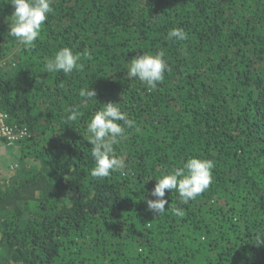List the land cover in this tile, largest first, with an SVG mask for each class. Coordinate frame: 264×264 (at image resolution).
I'll use <instances>...</instances> for the list:
<instances>
[{
    "label": "trees",
    "instance_id": "16d2710c",
    "mask_svg": "<svg viewBox=\"0 0 264 264\" xmlns=\"http://www.w3.org/2000/svg\"><path fill=\"white\" fill-rule=\"evenodd\" d=\"M52 7L42 38L17 52L14 8L0 0V110L27 130L1 161L18 165L2 173L0 264H264L253 241L264 232V0ZM173 28L188 39H167ZM63 47L91 53L83 71L43 72ZM160 49L171 71L156 89L128 78L133 57ZM88 86L96 99L67 121ZM106 102L136 123L114 145L126 173L97 179L83 135ZM191 156L215 162L213 182L188 204L166 190L165 207L186 214L156 216L146 201L157 178Z\"/></svg>",
    "mask_w": 264,
    "mask_h": 264
},
{
    "label": "clouds",
    "instance_id": "9594fccd",
    "mask_svg": "<svg viewBox=\"0 0 264 264\" xmlns=\"http://www.w3.org/2000/svg\"><path fill=\"white\" fill-rule=\"evenodd\" d=\"M13 6L11 14L10 34L17 40V52L31 50L35 41L42 38L43 25L49 14L54 11V0H8ZM167 39L184 41L188 33L181 28L170 29ZM84 58L91 59V53L74 52L70 47H63L56 51L52 57L47 58L43 65V72L72 74L74 71H83ZM165 50L160 49L154 54L143 52L131 59L127 69L128 78H135L150 89H156L165 79L166 72H170ZM80 103L67 109L70 115L67 121H77L82 115V109L89 106V101L97 97L95 89L82 88L79 92ZM135 121L121 109L119 103L106 102L103 107L95 111L87 123L85 140L91 143V157L94 166L91 176L97 179L110 177L113 173L125 174L127 165L123 156L116 154L114 145L127 140V129L135 126ZM139 131V128L136 129ZM215 162L212 159L191 156L182 162V166H175L166 171L159 178L151 190L155 199H147V209L156 216L165 213L168 200L165 198L166 190L178 193L184 204L195 200L205 192L213 182V169ZM173 215L183 218L185 211L179 207L171 206ZM257 246H264V232H257L253 239Z\"/></svg>",
    "mask_w": 264,
    "mask_h": 264
},
{
    "label": "built area",
    "instance_id": "2783aa9c",
    "mask_svg": "<svg viewBox=\"0 0 264 264\" xmlns=\"http://www.w3.org/2000/svg\"><path fill=\"white\" fill-rule=\"evenodd\" d=\"M8 114L3 110H0V141L3 140L0 144V186H3L4 180L2 173H8L14 171L17 168L16 162H11L9 166H6L4 170L1 168V161H3V155L5 154L7 146H14L19 137H24L27 135L26 129H18L15 126H10L8 123ZM4 143V144H3Z\"/></svg>",
    "mask_w": 264,
    "mask_h": 264
},
{
    "label": "rangeland",
    "instance_id": "374dc122",
    "mask_svg": "<svg viewBox=\"0 0 264 264\" xmlns=\"http://www.w3.org/2000/svg\"><path fill=\"white\" fill-rule=\"evenodd\" d=\"M10 150L11 149H9V152H10ZM7 159V158H6ZM12 161V159L11 158H9V159H7V162H11ZM16 169V168H15Z\"/></svg>",
    "mask_w": 264,
    "mask_h": 264
}]
</instances>
